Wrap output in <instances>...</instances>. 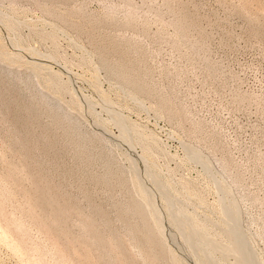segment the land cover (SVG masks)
<instances>
[{
	"label": "rangeland",
	"instance_id": "374dc122",
	"mask_svg": "<svg viewBox=\"0 0 264 264\" xmlns=\"http://www.w3.org/2000/svg\"><path fill=\"white\" fill-rule=\"evenodd\" d=\"M253 261L264 0H0V264Z\"/></svg>",
	"mask_w": 264,
	"mask_h": 264
},
{
	"label": "bare ground",
	"instance_id": "6f19581e",
	"mask_svg": "<svg viewBox=\"0 0 264 264\" xmlns=\"http://www.w3.org/2000/svg\"><path fill=\"white\" fill-rule=\"evenodd\" d=\"M140 209V208H139ZM160 217V216H159ZM178 237V236H177ZM176 238V237H175ZM236 244H239V245H242V243L240 242L239 243V241H237V243ZM253 262H255L254 264H260L259 262H256V261H253Z\"/></svg>",
	"mask_w": 264,
	"mask_h": 264
}]
</instances>
